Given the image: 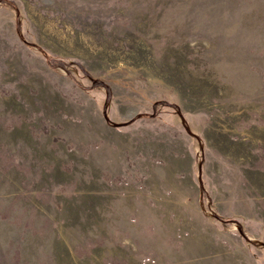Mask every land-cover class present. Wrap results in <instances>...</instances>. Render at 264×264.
<instances>
[{
  "label": "rangeland",
  "instance_id": "1",
  "mask_svg": "<svg viewBox=\"0 0 264 264\" xmlns=\"http://www.w3.org/2000/svg\"><path fill=\"white\" fill-rule=\"evenodd\" d=\"M0 264H264V0H0Z\"/></svg>",
  "mask_w": 264,
  "mask_h": 264
}]
</instances>
